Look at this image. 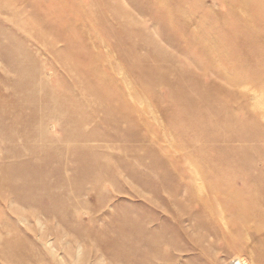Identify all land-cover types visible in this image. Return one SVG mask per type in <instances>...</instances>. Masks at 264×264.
I'll use <instances>...</instances> for the list:
<instances>
[{
	"label": "rangeland",
	"instance_id": "rangeland-1",
	"mask_svg": "<svg viewBox=\"0 0 264 264\" xmlns=\"http://www.w3.org/2000/svg\"><path fill=\"white\" fill-rule=\"evenodd\" d=\"M0 5V264H264V0Z\"/></svg>",
	"mask_w": 264,
	"mask_h": 264
},
{
	"label": "bare ground",
	"instance_id": "bare-ground-1",
	"mask_svg": "<svg viewBox=\"0 0 264 264\" xmlns=\"http://www.w3.org/2000/svg\"><path fill=\"white\" fill-rule=\"evenodd\" d=\"M14 12L15 11L9 5H8V7L0 5V13L2 15L7 16V18H6L7 20L6 21L0 20V24L9 26L8 24L15 22L14 19H15L16 15ZM26 16H27L26 11H25V8L23 7L17 15V17L20 18V25L22 26V28L17 30L18 31L17 33L19 34V32L20 33L23 32V35L28 37L26 32H25V29L23 27L24 25H26L25 24L26 23L25 19L27 18ZM26 37H25V40H27ZM28 43H32V42L30 40H28ZM32 44L36 46L38 43L36 41H34ZM56 79L57 78L54 75H52V74L49 75V80L51 83H54ZM1 95L3 96L4 93ZM2 96H0V97H2ZM22 100H23V98L21 96H19L16 92H13V94H11L9 96H4V99L0 101V122H1L0 123V140L3 139V140H7L8 143H12L14 141L15 137L12 133H10V135L7 137L6 131L8 130V128L13 129L15 127H19L20 128V134L18 135V133H17L18 136H17L16 141L19 144L21 143V145L25 146V144H26L25 132H26V128H27V121L29 118V114L27 113V106L25 103H23ZM59 132L60 131H59V128L57 126L52 127V133L54 135L58 136ZM16 150H18V149H16ZM9 152H10L9 153L10 156H8L6 154V152L3 150L1 143H0V164H2L4 162L5 163L6 162L12 163L10 161L13 158V157H11L12 153L16 154L17 156H20V155L25 156L26 155L25 151L23 149H21L20 152H18V153H14L15 151L13 152L12 149ZM15 197L19 198L18 195H16V194H15ZM27 200H28V197H24L23 201L27 202ZM260 219H264V212L252 213V219L244 223V224H246L244 228L247 229L248 234L251 238V241H252L251 246H253V248L256 249V251L259 254L264 255V236H260L258 234V230L256 227V225ZM223 226H225V225H223Z\"/></svg>",
	"mask_w": 264,
	"mask_h": 264
},
{
	"label": "built area",
	"instance_id": "built-area-1",
	"mask_svg": "<svg viewBox=\"0 0 264 264\" xmlns=\"http://www.w3.org/2000/svg\"><path fill=\"white\" fill-rule=\"evenodd\" d=\"M233 264H246V263L243 261H235Z\"/></svg>",
	"mask_w": 264,
	"mask_h": 264
}]
</instances>
